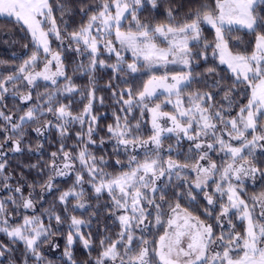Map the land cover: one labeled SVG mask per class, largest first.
Listing matches in <instances>:
<instances>
[{
  "label": "snow or ice",
  "instance_id": "obj_1",
  "mask_svg": "<svg viewBox=\"0 0 264 264\" xmlns=\"http://www.w3.org/2000/svg\"><path fill=\"white\" fill-rule=\"evenodd\" d=\"M79 2L81 21L70 30L65 15L71 13L64 0L55 4L52 0H0V16L26 33L34 49L11 74L0 78V189L6 194L0 197V232L12 243L24 245L23 264L29 260L45 264L42 245L59 232L64 218L55 208L39 211L38 198L42 206L46 194L60 191L58 178L74 176L72 185L57 197L62 210L66 213L72 200L77 201L73 210L86 207L81 201L87 184L90 199L107 195L110 203L104 208L119 227L114 238L105 235L100 239L99 251L88 264H264V191L245 198L246 181L264 179V166L256 160L257 151H264V0L201 2L179 20V9L169 7L165 22L142 21L139 15L145 10L158 13L161 0ZM57 11L61 13L59 24ZM205 25L214 30L212 41L203 37ZM237 25L254 35L250 51L230 49L226 32ZM53 41L59 50L53 51ZM64 52L79 58L76 71L87 74L90 83L98 68L133 78L141 69L151 73L140 90L128 87L113 93L121 107L114 123L107 126V134L118 174L105 171L112 164L91 151L92 146L102 148L106 143L101 138L97 145L94 138L100 119L92 112L95 89L89 90V102L80 115H73L70 104L61 102L62 96L77 92ZM105 54L108 59L114 56L116 62L102 59ZM209 54L219 64L198 72ZM226 79L231 85L224 89L221 84ZM41 80L47 82L46 91L37 93ZM193 83L218 91L185 96ZM21 85L28 90L26 94H20ZM10 87L18 104L27 106L21 115L7 111L4 102ZM219 91L224 96L217 105ZM160 95L165 99L156 103ZM167 105L173 111H164ZM40 121L32 131L44 137L55 129L60 146L43 166H30L38 168L40 175L47 169V180L37 192L39 182L17 181L13 186L6 169L8 152L23 150L25 125ZM74 124L80 125V131L69 147L64 141ZM143 128H148L147 138L141 134ZM173 138L175 147H165L164 142ZM184 141L188 143L186 155ZM37 147L42 149L43 143ZM174 151L177 156L185 155L186 162L173 159ZM169 189H176L177 200L187 195L190 202L202 193L207 205L204 215L214 223L193 215L178 202L170 203ZM68 220L63 256L66 264H76L71 249L77 240L89 255L94 251L91 232L82 230L91 226V220L76 216ZM236 221L243 226L241 231ZM152 228L163 229V234L149 239ZM103 231H109L107 226ZM49 246L59 247L54 242ZM11 251L0 243V257Z\"/></svg>",
  "mask_w": 264,
  "mask_h": 264
},
{
  "label": "trees",
  "instance_id": "obj_2",
  "mask_svg": "<svg viewBox=\"0 0 264 264\" xmlns=\"http://www.w3.org/2000/svg\"><path fill=\"white\" fill-rule=\"evenodd\" d=\"M52 2L55 4L57 0H52ZM88 4H94L98 2V0H86ZM200 0H161V7L157 12H150L148 10L143 11L140 13V18L142 21H151V22H165L166 21V10L169 7L177 8L179 9V14L177 16V19H182L186 13L189 11H195L196 7H198ZM64 3L67 5L68 11L71 13V15H65V20L69 24L70 30L75 28L81 21V16L79 13V8L82 6L79 2V0H64ZM182 6V7H181ZM57 16V22L60 23V15L61 13L57 11L55 13ZM1 20H4L5 18H0ZM7 21H11L9 18H7ZM129 24L124 23V27L127 28ZM63 27V25H61ZM204 33L203 37H205L208 41H212V34L211 29L207 26H204ZM207 32V35L205 34ZM211 36H210V35ZM226 36L229 38V45L232 46L234 42L237 41H246L249 39H252L254 35L249 33L246 29L234 27L232 31L226 32ZM25 48V47H24ZM52 49L53 51H57L58 49V42L53 41L52 43ZM33 46L31 43V40L29 38V45L27 48H25L24 52H20L17 54H10L4 51H0V61H3V63H0V78H3L4 76L11 74V72L18 68L20 64L23 63L24 60L28 59L33 51ZM63 58L65 60V64L68 70V75L73 77V82L77 86V92L73 93L72 95L68 97H61V102L64 104H70V110L72 111L73 115H80L82 114V111L84 107L88 104V92L91 89H95V97L96 99L93 101L92 106V112L94 115L98 116L99 124L97 133L95 135V139L97 141V145H99V142L101 138H103L106 143L103 145V147H97L92 146L91 151L94 152V154L99 156H105L107 160H109L110 164H112L111 167H108L105 169V171L115 175L118 174L120 169L114 165V161L117 157L112 156L111 153L113 151L112 143L108 142L109 137L107 134V126L109 124L114 123V117L116 114L119 113L120 105L117 103L118 95L114 96V92L117 93L114 86L108 82L106 73L110 71L111 68H104V69H97L94 75V81L90 83L89 76L87 74H84L83 71H76L77 64L79 63V58L75 56L74 53L71 52H64ZM102 59H106L109 64H114L115 57H111V59H108L107 55H102ZM129 58V56H128ZM85 63H87L85 61ZM219 64L218 59H215L209 54V59L207 62L201 61L200 65L205 66H212L213 64ZM220 69H223L224 66H219ZM223 75L227 76L228 73L222 72ZM39 87L36 89L37 93H44L46 91L44 85L47 83L43 80L39 81ZM111 85V87L109 86ZM231 85L230 80L224 81V87L228 88ZM28 90L24 89L21 85V93L20 94H26ZM207 92L210 90H207L205 88L189 91L185 93L184 95L187 96L194 92ZM101 98L103 99V103L100 102ZM161 99L156 100V103H160ZM7 104V111L13 113L14 115L18 116L22 114L21 109L23 108L26 110V105H20L18 104L17 100L13 97L12 90L10 87L9 93H8V99L4 102ZM164 111H173L171 105H167L163 109ZM43 121L38 122L37 124H30L25 125V132L26 135L24 136V143L21 145L22 151L21 152H8V158H7V169L6 174L11 178V183L13 186L16 185L17 181H20L24 184H32L33 182H39L37 183L36 191L40 192L41 189L39 187L40 183H43L47 180V169H45V174L40 175L38 168H31L30 166L33 164H40L43 166V164L47 163L49 161V155L51 152L57 151V149L60 146V137L58 133L55 131V129H51L47 132L46 136L44 137H38L34 131H32L33 128L38 127ZM80 131V125L74 124L72 128L70 129L69 137L64 141L69 147L75 144V134L76 132ZM144 138H147V136L150 134L148 131V128H143L141 133ZM43 143V148L38 149V144ZM0 143H3L2 138H0ZM165 147L167 145L172 144L174 147L176 145L175 138L171 140H166ZM10 147V146H9ZM29 147L31 150H29ZM188 147V143L186 141L183 142V148L185 151ZM185 155L177 156L176 152H173V159L178 160L180 163H185ZM257 161L261 166H264V153H261L260 151H257L256 153ZM120 159L123 161L124 157H120ZM194 175V174H193ZM264 183V179L257 177ZM249 180L251 182H254V184L257 182L258 179ZM87 179V177H85ZM74 176L72 177H60L56 181V188L60 191L67 190L73 183ZM247 182L245 183L246 187V194L245 198L250 197L249 195H253L254 192L251 191V189L247 186ZM250 182V184H252ZM214 187V186H213ZM86 188V194L81 202L85 203L86 207L84 209L75 208L73 210V207L76 205L77 201L72 200L71 204L69 205L68 211L65 213L62 210V206L57 202V197L60 194V191H55L53 193H48L45 195L42 206L39 202L38 198V210L43 212L45 209H53L61 214V216L64 218L63 223L59 226V232L51 238L49 243H46L42 245V251L44 253L45 258V264H48L50 261L51 264H66V259L63 256V252L66 246V234L68 231V224L69 220L68 217L70 216H76L77 218L84 219L86 222L91 220V226L86 227L82 229L85 233L91 232L92 236V245L94 248V251L91 252L89 255L88 251L85 250L82 242L77 240L73 246H72V256L76 264H88L90 259H94L99 251V241L101 238H103L105 235L115 237V233L119 231V227L117 224L113 222V219L108 216L106 209L104 208V205L109 204L110 201L105 194L100 198V200L90 199L91 191L88 189V185L85 184ZM25 193L29 191L28 187L24 188ZM174 191L176 189H169L167 199L170 203H180L182 208H187L193 215L199 216L200 219L205 220L207 223H214L213 220L207 219L204 215V209L207 206L206 201L203 198V194L200 193L197 195V199L195 202H190L187 195L184 196L183 199L177 200V198L174 195ZM186 192V190H185ZM194 195L196 193H193ZM6 194L3 192L2 189H0V197H4ZM98 210V214H97ZM167 210V209H166ZM18 219V218H17ZM237 224V231L242 230V225L240 222L236 221ZM107 226L109 231L105 233L103 230ZM55 230V229H54ZM152 234L149 236V239L158 238L159 234H163V229H157L152 228L151 229ZM216 232L219 233V229H216ZM56 243L59 245L58 248L51 250V247L49 246L50 243ZM0 243H3L5 245H8L12 251L10 253H7L5 256L0 257V264H23V261L25 259V248L22 243H12L9 238L2 232H0ZM29 264H35L34 261L29 260Z\"/></svg>",
  "mask_w": 264,
  "mask_h": 264
},
{
  "label": "flooded vegetation",
  "instance_id": "obj_3",
  "mask_svg": "<svg viewBox=\"0 0 264 264\" xmlns=\"http://www.w3.org/2000/svg\"><path fill=\"white\" fill-rule=\"evenodd\" d=\"M207 67H210V66L200 65V67L197 69V71L203 72ZM162 71L163 70L158 71V72H156V74L160 75V74H162ZM106 75H107L108 82H110L114 86L115 90L117 91V94H119L122 90H124L128 87H133L134 90H140L143 86V83L147 81V79L149 78V75H151V73L146 72L144 69H141V71L138 74H136L135 77L133 78L132 76L126 75L125 73L116 74L112 71V69H110V71H108L106 73ZM125 79L129 81L128 84H125L122 82ZM221 87L226 89L224 87V81L222 82ZM201 88H205V89L210 90V91H218L216 89L206 88V87H204L203 84L193 83L190 88L185 90V93H187L189 91L201 89ZM160 91H162V90H160ZM162 96L163 95H160L159 99H161ZM223 96H224V92L219 91L218 95H216V97H215V102L217 103V105H219V103L222 102Z\"/></svg>",
  "mask_w": 264,
  "mask_h": 264
},
{
  "label": "rangeland",
  "instance_id": "obj_4",
  "mask_svg": "<svg viewBox=\"0 0 264 264\" xmlns=\"http://www.w3.org/2000/svg\"><path fill=\"white\" fill-rule=\"evenodd\" d=\"M131 22V18L129 17V19L127 20V21H124V23H126V24H129ZM205 26H207V25H205ZM207 27H209L210 29H211V27L210 26H207ZM234 27H239V28H242V27H240V26H233V28ZM244 29V28H243ZM4 30V35L7 37V40H6V42H2L1 40H0V51H4V52H7V53H10V54H17V53H20V52H24L25 51V48L24 47H22L19 43H17L16 42V33H18L17 31L15 32V30H13V29H3ZM204 31H205V29H204ZM204 33V32H203ZM15 34V35H14ZM206 35H207V32L205 33ZM210 34H212V40H213V38H214V30L213 29H211V33ZM209 34V35H210ZM18 35H19V33H18ZM211 36V35H210ZM20 38V37H19ZM233 46H234V43L232 44ZM229 47H230V45H229ZM127 56H129V62H131V54L130 53H128V54H126ZM218 63H219V61H218ZM164 99H165V96L163 95L162 96V98H161V102L160 103H162L163 101H164ZM174 99V98H173ZM83 112V111H82ZM258 151H260V150H258ZM261 153H264V151H260ZM256 159H257V156H256ZM258 179V178H257ZM248 182H247V186L251 189V191H253L255 194H258V193H260L261 191H264V183L260 180V179H258L257 180V182L254 184V182H251V181H249V180H247ZM250 182L252 183V184H250ZM250 197H251V195H249ZM51 250L53 251V249L51 248Z\"/></svg>",
  "mask_w": 264,
  "mask_h": 264
},
{
  "label": "crops",
  "instance_id": "obj_5",
  "mask_svg": "<svg viewBox=\"0 0 264 264\" xmlns=\"http://www.w3.org/2000/svg\"><path fill=\"white\" fill-rule=\"evenodd\" d=\"M201 2H206V3H210L211 0H200L199 3ZM5 18L4 20L0 19V40L2 42H6L7 37L4 35V30L3 29H13L15 30V32L17 31L19 33H16V42L19 43L22 47H24V45H29V37L27 36L26 33L18 31L13 23L11 21H7V17L4 16H0V18ZM14 19V18H11ZM15 35V34H14ZM20 37V38H19ZM254 40L255 37H253L252 39L246 40V41H237L234 42V46H230V49L235 53V52H239L241 50H251V48L254 46ZM246 101H241V103H244Z\"/></svg>",
  "mask_w": 264,
  "mask_h": 264
}]
</instances>
